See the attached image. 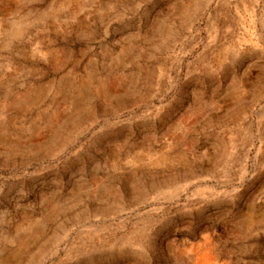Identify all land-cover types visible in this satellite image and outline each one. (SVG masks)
<instances>
[{
  "label": "rangeland",
  "instance_id": "374dc122",
  "mask_svg": "<svg viewBox=\"0 0 264 264\" xmlns=\"http://www.w3.org/2000/svg\"><path fill=\"white\" fill-rule=\"evenodd\" d=\"M0 264H264V0H0Z\"/></svg>",
  "mask_w": 264,
  "mask_h": 264
}]
</instances>
